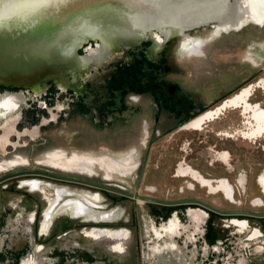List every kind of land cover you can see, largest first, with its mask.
Instances as JSON below:
<instances>
[{"label":"flooded vegetation","instance_id":"obj_1","mask_svg":"<svg viewBox=\"0 0 264 264\" xmlns=\"http://www.w3.org/2000/svg\"><path fill=\"white\" fill-rule=\"evenodd\" d=\"M224 31L91 40L75 75L0 85V264H264V44L232 77Z\"/></svg>","mask_w":264,"mask_h":264},{"label":"water","instance_id":"obj_2","mask_svg":"<svg viewBox=\"0 0 264 264\" xmlns=\"http://www.w3.org/2000/svg\"><path fill=\"white\" fill-rule=\"evenodd\" d=\"M252 1L0 0V85L35 87L75 75L90 64L79 51L91 40L109 48L153 32L170 38L211 24L239 29L253 19Z\"/></svg>","mask_w":264,"mask_h":264},{"label":"rangeland","instance_id":"obj_3","mask_svg":"<svg viewBox=\"0 0 264 264\" xmlns=\"http://www.w3.org/2000/svg\"><path fill=\"white\" fill-rule=\"evenodd\" d=\"M252 6L254 8V10L252 9V18L256 19V21L262 22V17L259 16L260 13L257 12L258 10L254 4V0L252 1ZM262 44H264V21L261 24H246L238 32H234L232 30H225L222 34L218 35L217 40L212 43V48L223 50V53L225 54V59L234 60L233 63L239 64V66L237 67L235 66L233 68L227 69V74L230 72L232 77H240L245 73L242 63H247L246 58L248 47L255 46L257 48L258 45ZM261 62L259 61V63ZM191 64L192 69L190 71L187 70L183 76L185 80H187V77H192L193 79L197 80L202 77L218 78L220 76L218 75L216 77L214 75V72L213 74L208 72V70L213 66V63H201L200 61H195V63ZM69 130H72V128L69 127ZM65 131H67V129ZM69 135L71 136L72 134L69 132L65 135V137L67 138L69 137ZM54 136H57V134H54ZM65 137L60 134L58 139L63 138V141H66L67 139ZM56 150H62L64 152H67L68 154L74 152L80 154L87 153L78 152L75 150L72 152H68L64 149H54L52 151Z\"/></svg>","mask_w":264,"mask_h":264},{"label":"bare ground","instance_id":"obj_4","mask_svg":"<svg viewBox=\"0 0 264 264\" xmlns=\"http://www.w3.org/2000/svg\"><path fill=\"white\" fill-rule=\"evenodd\" d=\"M263 2V3H262ZM254 4L258 10V7L260 8V11L262 12V10H264V0H254ZM251 15H252V10L250 11ZM262 17V16H261ZM248 20V17L246 18ZM244 21V20H242ZM160 35V34H159ZM162 35V34H161ZM160 35V36H161ZM101 50V49H100ZM97 53V52H96ZM105 53V52H104ZM98 54V53H97ZM95 55V54H94ZM99 55V54H98ZM102 55V54H101ZM93 58V57H92ZM100 58V57H98ZM88 60V59H87ZM92 62V61H91ZM70 82V81H69ZM67 84V83H66ZM54 158L58 159L59 156H54ZM56 159V160H57ZM61 159V158H60ZM59 159V160H60ZM69 161V160H68ZM56 167L58 168H63L64 170H68V171H77L79 168L80 170L84 171V169L81 168H85L88 167V163H77L76 165L74 164V161H69V162H58V163H53ZM86 171V170H85Z\"/></svg>","mask_w":264,"mask_h":264}]
</instances>
